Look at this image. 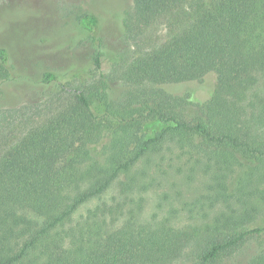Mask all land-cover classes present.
<instances>
[{
	"label": "trees",
	"instance_id": "16d2710c",
	"mask_svg": "<svg viewBox=\"0 0 264 264\" xmlns=\"http://www.w3.org/2000/svg\"><path fill=\"white\" fill-rule=\"evenodd\" d=\"M76 17L89 31L100 25L94 12ZM122 18L126 35L160 22L165 38L129 61L127 51L109 57L103 70L106 43L91 35L96 81L72 87L45 72L55 107L0 149V264H264V0H133ZM6 60L2 48L0 89ZM210 72L216 86L187 119L192 96L162 85ZM117 81L123 89L113 95ZM149 116L165 123L161 134L131 147ZM168 137L198 167L154 161ZM202 167L213 175L181 205L202 226L175 225L172 210L143 217L157 177L169 195L172 176L193 184Z\"/></svg>",
	"mask_w": 264,
	"mask_h": 264
},
{
	"label": "rangeland",
	"instance_id": "374dc122",
	"mask_svg": "<svg viewBox=\"0 0 264 264\" xmlns=\"http://www.w3.org/2000/svg\"><path fill=\"white\" fill-rule=\"evenodd\" d=\"M132 8L133 0H0V49L6 51L5 65L10 72V79L0 89V149L12 144L26 126L48 115L55 107L54 82L43 83L45 72H56L59 81L69 80L72 87H79L81 81L87 86L96 81L99 75L92 63L95 44L91 35L103 37L106 43L103 70H109V57L119 58L122 52L127 51L126 61H129L133 51H145L164 40L167 26L160 22L143 36H139L136 29L132 34H124L122 17L126 10ZM85 11L99 16L100 25L95 31H89L78 23L76 16ZM216 83V73L210 72L201 81L162 86L176 95L192 96L194 102L184 109L185 117L192 119L200 115L196 102L207 100ZM112 86L113 95H119L123 89L121 82H114ZM164 126L165 123L156 117L142 118L137 130L131 134V147L146 138L159 136ZM258 134L264 139V127ZM174 140L168 137L162 141L158 145L161 152L153 156L157 158L153 160H159L166 168L173 163H177L176 167L182 170L198 167L188 155L187 148L184 151ZM150 158L152 156L149 153L146 160ZM203 167L197 168L199 177L193 184L182 180L180 183L176 176H172L173 187L169 195L161 187L157 188L161 180L157 177V182L144 194L143 217L149 218L172 210L175 225L197 223L202 226V219L193 218V221L181 205L185 199L202 193L204 179L213 175V172ZM239 172L237 170L231 177L230 184L235 183ZM109 193L112 194L113 190ZM96 203L86 204L80 212H85ZM176 264L182 263L179 261Z\"/></svg>",
	"mask_w": 264,
	"mask_h": 264
}]
</instances>
